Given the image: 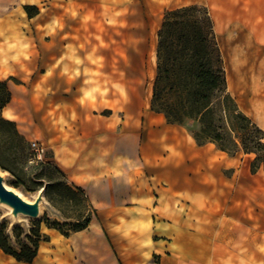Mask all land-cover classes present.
Segmentation results:
<instances>
[{
	"label": "rangeland",
	"instance_id": "rangeland-1",
	"mask_svg": "<svg viewBox=\"0 0 264 264\" xmlns=\"http://www.w3.org/2000/svg\"><path fill=\"white\" fill-rule=\"evenodd\" d=\"M192 5L209 10L218 27L215 30L228 91L260 127L252 112L264 98V0H0V80L4 79L0 82L7 83L11 101L14 100V123L21 135V139L12 137L10 127L0 123V143L14 148L15 166L22 177V184L16 185L17 179L0 168L5 184L29 201L37 192H29L28 188L39 182L46 187L49 178L81 188L88 195L107 190L109 185L117 193L124 192L120 193L122 196L127 195L117 211L97 214L98 221L111 227L103 229L105 235L96 220L88 231L70 233L69 244L76 248L77 255L94 252L88 245L92 242L102 246L99 236L104 240L106 236L109 241L113 237L126 245V252L133 259L126 264H134L139 256L150 259L155 241L153 221L156 217L170 221L175 215L172 206H181L180 200H165L163 195L170 185L161 174L177 163L169 161V157L182 158L181 164L172 168L176 180L187 175V182L196 181L204 171L195 161L200 154L187 149V155H174L171 148L175 142L185 141L188 148L199 125H170L163 115L150 109L158 31L164 16L168 11ZM25 7L34 9L29 14ZM86 92L93 98L95 116H109L113 130L110 136L93 135L79 141L73 146L74 152H61L63 139L56 134L57 115L76 104L82 105ZM59 120L68 126L73 121L67 116H59ZM94 125L98 127L100 123ZM167 128L176 131L172 133ZM260 128L264 131L263 126ZM104 140L110 145L106 170L102 169L105 165L99 146ZM34 141L45 147L41 158L31 149ZM204 146L211 147L209 143ZM63 153L68 157H63ZM223 156L238 158L242 173L256 174L263 167L257 165L259 168L253 172L254 154L239 151ZM81 158L85 162L96 158L103 173L98 176H110L111 182L82 179L86 169L78 164ZM232 171L236 170L224 169L225 175ZM72 209L62 214L46 200L40 220L22 217L21 226L30 231L32 223L40 221L41 233L48 242L61 245L65 239H59L47 227L46 220L75 223L79 214L71 213ZM2 222H7L11 231L12 222L0 210ZM151 261H157V257H151Z\"/></svg>",
	"mask_w": 264,
	"mask_h": 264
},
{
	"label": "crops",
	"instance_id": "crops-1",
	"mask_svg": "<svg viewBox=\"0 0 264 264\" xmlns=\"http://www.w3.org/2000/svg\"><path fill=\"white\" fill-rule=\"evenodd\" d=\"M217 28L215 25V29ZM87 95L86 92L82 105L76 104L71 109H64L65 115L63 111L57 115L56 134L62 135L60 138L63 139L61 152L69 150L74 152L73 146L79 141L87 140L93 135L110 136L113 130L109 116H95V110L92 108L93 98ZM262 100L263 102L252 113L257 117L258 125L264 127V98ZM59 116L71 117L72 124L65 125L64 119L60 121ZM3 117L12 122L17 121L14 100L3 109ZM46 120L48 117H45ZM95 122L100 123V126L96 127ZM168 129L172 133L176 131L172 128H167V131ZM160 143L162 144L163 141ZM99 146L103 150L101 154L105 165L102 169L106 170V160L110 163V156L106 157V154H110V145L104 140ZM209 147L198 146L193 136L190 137L188 148L186 141L172 144L174 155L178 153L187 155V149L192 153L200 154L195 161L199 162L196 164H201L204 171L196 180L199 183L194 181L195 179H189L187 182V175L176 180L171 173L174 170L172 168L176 167L175 164L180 165L182 158L169 157V161H177V163L171 162L174 163L172 164L174 167L165 169L166 171L161 174L170 185L163 195L165 200H180L181 206L175 208L176 210L172 206L171 211L175 212V215L170 221L156 217L152 226V236L155 241L152 243L150 259L145 260L139 256L135 258L134 264H260L264 262V169L262 167L256 174L242 173L238 169V158H225L223 156L225 153L219 151L215 144L209 143ZM66 156V153H63V157ZM95 159L89 162H85L84 158L78 160L79 166L84 165L86 169L82 179L111 182L110 176H98L103 173L99 171L102 169L98 168L99 162ZM62 160L64 165L69 166L67 160ZM224 169L236 171H232L231 175H225ZM120 193L109 185L107 190L91 192L87 196L100 215L115 212L122 206L121 203L125 201L122 198L127 195L122 196ZM96 216L86 230L76 234L88 231L96 220L105 235L103 229L111 227L104 221L102 223L98 221ZM120 227H123V224ZM52 232L65 241L56 246H53L52 242H41L38 256L32 264H126V261L133 260L129 257L131 254L125 250L126 245L113 237L109 241L106 236L105 240L99 236L102 246L91 242L88 247L94 252H82V255H77L76 248L69 244L72 237H65L54 229ZM151 257H157V261H151ZM0 264L26 263L17 262L0 249Z\"/></svg>",
	"mask_w": 264,
	"mask_h": 264
},
{
	"label": "trees",
	"instance_id": "trees-1",
	"mask_svg": "<svg viewBox=\"0 0 264 264\" xmlns=\"http://www.w3.org/2000/svg\"><path fill=\"white\" fill-rule=\"evenodd\" d=\"M34 7H25L30 14ZM157 71L150 109L161 114L170 125L195 122L193 132L198 146L212 143L229 155L239 151L254 154L253 172L264 167V131L246 115L228 91L226 72L217 42L215 23L204 6L192 5L168 11L158 31ZM11 101L6 82H0V123L10 127L12 137L21 139L14 122L2 117V110ZM0 143V168L22 184L15 166L16 152ZM59 173H61L59 171ZM45 190V198L62 214L71 208L78 213L72 224L46 220L47 227L65 237L86 230L97 211L87 194L75 186L49 178L28 188L29 192ZM72 218V216H67ZM68 227V230L65 229ZM48 237L41 233V222H33L30 231L21 225L10 228L0 224V249L17 262L32 264L41 242Z\"/></svg>",
	"mask_w": 264,
	"mask_h": 264
},
{
	"label": "water",
	"instance_id": "water-1",
	"mask_svg": "<svg viewBox=\"0 0 264 264\" xmlns=\"http://www.w3.org/2000/svg\"><path fill=\"white\" fill-rule=\"evenodd\" d=\"M4 180L0 171V207L9 211L15 225L20 224L21 217L35 221L40 220L41 208L46 202L45 190L38 191L35 198L29 201L18 191L8 187Z\"/></svg>",
	"mask_w": 264,
	"mask_h": 264
},
{
	"label": "built area",
	"instance_id": "built-area-1",
	"mask_svg": "<svg viewBox=\"0 0 264 264\" xmlns=\"http://www.w3.org/2000/svg\"><path fill=\"white\" fill-rule=\"evenodd\" d=\"M31 149L36 153L38 158H41L45 153V147L39 142H31Z\"/></svg>",
	"mask_w": 264,
	"mask_h": 264
},
{
	"label": "bare ground",
	"instance_id": "bare-ground-1",
	"mask_svg": "<svg viewBox=\"0 0 264 264\" xmlns=\"http://www.w3.org/2000/svg\"><path fill=\"white\" fill-rule=\"evenodd\" d=\"M0 210L4 211V215H6L7 219H9L10 222H12V226H11V228L14 227V226H15V223H14L13 218L9 215V211L6 210V209H4V208H2V207H0ZM24 219H27V218H24ZM22 221H23V219H22V217H21V218H20V225H22V223H21Z\"/></svg>",
	"mask_w": 264,
	"mask_h": 264
}]
</instances>
